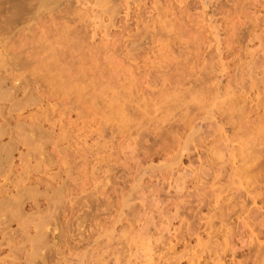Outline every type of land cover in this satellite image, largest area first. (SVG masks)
<instances>
[{"label":"rangeland","instance_id":"1","mask_svg":"<svg viewBox=\"0 0 264 264\" xmlns=\"http://www.w3.org/2000/svg\"><path fill=\"white\" fill-rule=\"evenodd\" d=\"M0 264H264V0H0Z\"/></svg>","mask_w":264,"mask_h":264},{"label":"bare ground","instance_id":"2","mask_svg":"<svg viewBox=\"0 0 264 264\" xmlns=\"http://www.w3.org/2000/svg\"><path fill=\"white\" fill-rule=\"evenodd\" d=\"M40 60V59H39ZM44 64V63H43ZM41 70V69H40ZM40 70H38V72H40ZM179 77V76H178ZM96 94V93H95ZM99 96V95H98ZM189 124H190V122H189Z\"/></svg>","mask_w":264,"mask_h":264}]
</instances>
